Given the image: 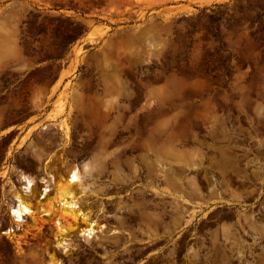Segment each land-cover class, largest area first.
Instances as JSON below:
<instances>
[{
	"label": "rangeland",
	"instance_id": "374dc122",
	"mask_svg": "<svg viewBox=\"0 0 264 264\" xmlns=\"http://www.w3.org/2000/svg\"><path fill=\"white\" fill-rule=\"evenodd\" d=\"M10 226L0 264H264V0H0Z\"/></svg>",
	"mask_w": 264,
	"mask_h": 264
},
{
	"label": "bare ground",
	"instance_id": "6f19581e",
	"mask_svg": "<svg viewBox=\"0 0 264 264\" xmlns=\"http://www.w3.org/2000/svg\"><path fill=\"white\" fill-rule=\"evenodd\" d=\"M65 178H63V179H65ZM81 178L82 177L80 176L79 170L77 168L72 169V171L70 172V175L67 178V183H68L67 186L69 187L74 183H78ZM20 179L24 183L23 184L24 186L22 187V189L24 190V194L31 192L32 187L34 185V180L26 174H24V175L21 174ZM64 181L65 180H62V182H64ZM50 190H51V188L48 187V185H46L43 189L44 192H42L43 194L41 196H39V199L46 197V195L48 194V192ZM60 191H61V189H60ZM60 194H61L60 198L57 197L58 201H56L54 199L57 202L56 204H58V207H59L58 209H60L61 211L68 212L70 215H72V219L76 220V222H77L78 218H81V217L84 218L83 221L85 223H89L91 226H89V229H84V231L82 229V233L84 235H87L88 237H90L92 234H94L97 230H95L96 228L94 229L93 226H95V224L97 222L93 223L94 220H92V222L89 221L90 219L88 218L87 215H85V213H83L80 210V206H79L78 202L76 200H74L75 198H73L72 193L69 190H63ZM14 197L15 198H14V203H13V208H12V214L14 216V221H15L16 227L18 228V227H21V222L25 221V217L32 215L35 212V210L31 207V205L28 202H26L24 200L23 193H16ZM58 209H57V211H59ZM44 214L49 215L50 213L45 212ZM65 219H66V217H65ZM13 231L15 232V227L12 228V226H10V227L6 228L5 232H2V230L0 229V234L1 233H4V234L5 233H11ZM52 264H54V263H52Z\"/></svg>",
	"mask_w": 264,
	"mask_h": 264
},
{
	"label": "flooded vegetation",
	"instance_id": "af4514ba",
	"mask_svg": "<svg viewBox=\"0 0 264 264\" xmlns=\"http://www.w3.org/2000/svg\"><path fill=\"white\" fill-rule=\"evenodd\" d=\"M158 150V149H157ZM147 170H148V172H150V173H155L154 172V170H155V166H154V164L153 163H148L147 164ZM83 213H85V212H83ZM85 215H86V213H85ZM92 222V221H91ZM94 222H96L95 220L93 221V223ZM95 225H97V223L95 224Z\"/></svg>",
	"mask_w": 264,
	"mask_h": 264
},
{
	"label": "crops",
	"instance_id": "0c3cea01",
	"mask_svg": "<svg viewBox=\"0 0 264 264\" xmlns=\"http://www.w3.org/2000/svg\"><path fill=\"white\" fill-rule=\"evenodd\" d=\"M156 135H157V134H156ZM154 136H155V134H154ZM154 136H153V137H154ZM156 138H157V137H156Z\"/></svg>",
	"mask_w": 264,
	"mask_h": 264
}]
</instances>
